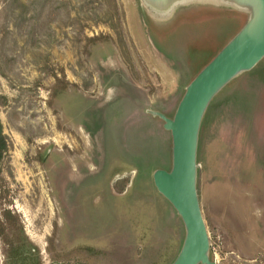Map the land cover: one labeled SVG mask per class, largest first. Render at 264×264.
I'll return each instance as SVG.
<instances>
[{
	"label": "rangeland",
	"instance_id": "obj_1",
	"mask_svg": "<svg viewBox=\"0 0 264 264\" xmlns=\"http://www.w3.org/2000/svg\"><path fill=\"white\" fill-rule=\"evenodd\" d=\"M148 3L0 0V120L9 143L0 264H12L10 243L32 248L41 264H168L178 252L183 229L149 178L134 182L116 128L141 120L134 98L172 110L250 7L196 0L167 20L168 10ZM152 124L157 133L160 121ZM159 139L151 165L164 168L171 145L167 155L168 135ZM196 192L210 258L264 264V59L206 108Z\"/></svg>",
	"mask_w": 264,
	"mask_h": 264
},
{
	"label": "water",
	"instance_id": "obj_2",
	"mask_svg": "<svg viewBox=\"0 0 264 264\" xmlns=\"http://www.w3.org/2000/svg\"><path fill=\"white\" fill-rule=\"evenodd\" d=\"M148 1L156 9L168 10V20L177 7L196 0ZM223 4L239 12L250 7L241 29L187 83L172 117L151 111L170 132L172 143L171 167L155 169L153 185L175 209L185 230L180 250L170 264H216L209 258L208 235L196 192L199 129L215 93L264 59V0H219L218 5Z\"/></svg>",
	"mask_w": 264,
	"mask_h": 264
},
{
	"label": "trees",
	"instance_id": "obj_3",
	"mask_svg": "<svg viewBox=\"0 0 264 264\" xmlns=\"http://www.w3.org/2000/svg\"><path fill=\"white\" fill-rule=\"evenodd\" d=\"M259 63H257L255 66H257ZM183 92H182V94H183ZM182 94H181V96H177L175 101L171 104L170 107H172L173 111L171 109H169L167 111L165 109H161L158 107L155 108V107L151 106L150 104H148L142 97L134 98L133 105L135 106V109L137 111L141 112V114H142L141 120H139L135 124L129 125V128L127 131L125 130L123 125H120L116 128V136L118 138L119 144L121 145L122 153L125 156H129L130 159L133 160L134 166L137 169V173H136V176L134 178V182H136L137 180L141 181V180H144L146 178H149L151 180L150 182H152V184H153L152 172L157 168L155 166L151 165L150 156L159 147V144H160L159 134H160V132L166 133L168 135V144L166 143V146H165V148L167 150L166 151L167 155L170 154L169 140H170V145L172 146L170 132L165 130L162 127V120H160L156 116H153L151 111L156 110V111H159V112L165 114L167 117H172L174 112H175V109L178 105V102L182 97ZM209 107H210V103L207 107V110ZM107 109H109V108H107ZM171 111H172V113H171ZM105 115H106V112H104V109L101 111H97L94 114L96 126H99L100 124H102V122L105 121V118H104ZM154 118L158 119L161 123V126L159 127V129H157V131H158L157 133H156L155 127H153V124H152V121L154 120ZM105 135H106V137L107 136H109V137L113 136L112 131L109 130L108 127L105 129ZM130 141L132 144L135 145L134 151H131L128 147V145H129L128 142H130ZM8 150H9V143L7 140V136L5 135V133L3 131V125H2L1 120H0V165L2 164L4 158L6 157ZM169 158H170L169 163L167 164V162H166L164 164V169H166V170H169L171 167V156L170 155H169ZM167 203L169 205L171 213L174 215V218L179 222L180 226L183 229V232L185 233L184 225L182 223L181 218L176 214V211L172 207V205L169 202H167ZM182 241H183V239H182ZM182 241H181V244H182ZM181 244H180V247H181ZM180 247H179V250H180ZM179 250H178V252H179ZM178 252L175 254L173 259L170 260V262L168 264H170L174 260V258L178 254ZM6 257L11 261L12 264H41L39 257H37V254L34 252V250H32V248H27V247H24L23 245H19V244L10 243L7 247V250H6ZM209 258H210V255H209ZM148 264H153V262H150Z\"/></svg>",
	"mask_w": 264,
	"mask_h": 264
}]
</instances>
